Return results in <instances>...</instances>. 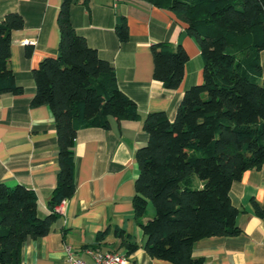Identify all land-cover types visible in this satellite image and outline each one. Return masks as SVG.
Here are the masks:
<instances>
[{"label": "trees", "instance_id": "obj_1", "mask_svg": "<svg viewBox=\"0 0 264 264\" xmlns=\"http://www.w3.org/2000/svg\"><path fill=\"white\" fill-rule=\"evenodd\" d=\"M72 1L62 0L59 8L58 54L42 58L33 71L31 103L47 104L56 123L59 168L51 212L40 214L33 188L0 181V264H24L25 240L49 232L59 214L55 204L75 193L78 130L108 127L111 117L140 114L137 102L120 88L115 66L74 27ZM148 1L173 10L196 37L203 80L184 90L173 118L165 110L146 114L148 138L135 154L133 216L150 255L176 264H203L202 257L193 255L195 242L239 231L231 186L245 170L264 162V0ZM23 24L17 11L0 20V96L23 91L10 64L13 31ZM116 30L121 39L128 38L124 17ZM151 47L155 78L167 87L179 86L189 57L186 48L168 41ZM255 209L264 215L258 203ZM115 232L126 254L139 248L132 233L122 227Z\"/></svg>", "mask_w": 264, "mask_h": 264}, {"label": "crops", "instance_id": "obj_2", "mask_svg": "<svg viewBox=\"0 0 264 264\" xmlns=\"http://www.w3.org/2000/svg\"><path fill=\"white\" fill-rule=\"evenodd\" d=\"M61 2L0 0V20L11 11L21 13L24 19L23 26L13 31L10 56L23 91L0 96V181L33 188L41 215L51 212L49 198L59 164L55 118L47 104L31 103L36 90L33 71L42 58L58 54ZM69 15L88 43L115 66L120 88L137 102L140 114L136 118L111 117L108 127L78 130L74 144L76 191L67 198L64 212L58 214L49 232L25 240L22 261L72 264L65 244H71L76 254L90 263L94 261L92 251L125 252L115 232L122 227L140 244L128 254L129 264H176L150 255L144 247L146 235L133 216L138 172L135 154L148 138L146 114L165 110L173 118L184 90L203 80L199 43L173 10L148 0H73ZM121 17L127 22V39H121L116 30ZM157 41L181 43L189 54L184 78L177 87H167L154 76L151 46ZM260 58L264 76V49ZM231 197L239 208V231L198 239L193 255L202 257L203 264H264V215L255 209L256 203L264 207V162L245 170L233 182Z\"/></svg>", "mask_w": 264, "mask_h": 264}, {"label": "built area", "instance_id": "obj_3", "mask_svg": "<svg viewBox=\"0 0 264 264\" xmlns=\"http://www.w3.org/2000/svg\"><path fill=\"white\" fill-rule=\"evenodd\" d=\"M66 201L67 198H63L55 204L54 209L58 213H63ZM65 250L72 264H129L130 262L128 254L119 250L92 251L94 261L91 263L78 256L71 244H65Z\"/></svg>", "mask_w": 264, "mask_h": 264}, {"label": "rangeland", "instance_id": "obj_4", "mask_svg": "<svg viewBox=\"0 0 264 264\" xmlns=\"http://www.w3.org/2000/svg\"><path fill=\"white\" fill-rule=\"evenodd\" d=\"M151 213H152L151 211L148 212V214H151Z\"/></svg>", "mask_w": 264, "mask_h": 264}]
</instances>
